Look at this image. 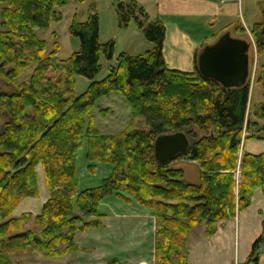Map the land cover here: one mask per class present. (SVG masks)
<instances>
[{
	"label": "trees",
	"instance_id": "16d2710c",
	"mask_svg": "<svg viewBox=\"0 0 264 264\" xmlns=\"http://www.w3.org/2000/svg\"><path fill=\"white\" fill-rule=\"evenodd\" d=\"M84 1L90 3L86 20L73 18L69 27L80 49L60 60L58 43L48 53L46 41L35 32L60 20L57 9ZM255 1L264 17V0ZM94 3L0 0V80L12 88L0 92V264H15L14 257L24 253L58 259L77 252L76 234L102 227L99 206L112 195L124 204L132 197L151 211L157 264H187L186 241L192 229L204 223L205 235L210 236L219 224L247 208L253 191L264 186V153L244 152L239 181L235 176L241 143L264 140V83L259 80L263 100L252 119L247 115L248 84L225 88L202 77L197 54L191 72L168 68L163 57L165 24L150 18L136 0H113L117 23L123 28L133 21L152 48L139 55L115 56L113 41H99ZM250 33L262 54L264 22H255ZM101 56L107 62L115 56V65L95 80ZM31 67L29 77L19 81ZM76 76L90 81L80 95L74 89ZM112 93L123 97L132 118L146 130L101 133L91 111ZM177 132L189 139L187 151L169 162H157L155 138ZM84 139L87 161L105 163L112 170L99 186L79 191L76 160ZM179 160L196 162L197 183L184 182L183 170L171 167ZM38 164L49 197L39 214L13 218L22 198L39 195ZM88 170L94 172L95 166L88 165ZM31 218L37 232L24 230ZM263 245L264 225L243 264H256Z\"/></svg>",
	"mask_w": 264,
	"mask_h": 264
},
{
	"label": "rangeland",
	"instance_id": "374dc122",
	"mask_svg": "<svg viewBox=\"0 0 264 264\" xmlns=\"http://www.w3.org/2000/svg\"><path fill=\"white\" fill-rule=\"evenodd\" d=\"M113 0H95V9L99 19V41L105 43L108 41L114 42L115 56L120 52H128L129 54H137L143 52L150 45L147 42L142 32L135 26L133 21L129 25L120 28L117 23L116 12L113 6ZM89 1L84 2H69L65 6L57 9L61 14L59 21L51 22L50 26L46 29L36 30V36L46 41V52H51L54 48V42H57L58 58L60 60L68 59L73 53L79 51L80 41L77 37L69 33V27L73 18L78 22H84L87 18L89 9ZM261 22H264V17L261 16ZM53 34L55 35L53 37ZM242 39L246 40L250 47L249 55V74L247 84L250 88L248 112L249 117H253V110L263 100V86L264 83V50L260 54L256 50L254 40L245 34ZM133 44H128V42ZM130 40V41H129ZM114 56V58H115ZM115 62V60H114ZM101 70L95 80H100L108 74V67L110 62H107L103 56L100 57ZM263 66V68H262ZM33 68H28L24 74L18 79L19 81L26 80L31 74ZM260 80V83H259ZM90 81L76 76L75 79V93L76 95L82 94L88 87ZM12 88L0 80V92L11 91ZM109 109L106 116L101 114V111ZM92 117L95 119L96 124L101 133L106 135H117L125 129L131 128L133 130H146V128L136 119L131 116V110L120 94L112 93L106 98L99 99L96 106L91 111ZM1 128V124H0ZM87 140L84 139L82 147L78 150L76 168L78 173L79 185L78 190L97 187L101 181L111 174V166L99 161L89 162L86 159ZM244 153V152H243ZM242 153V143L238 153V167L235 173L236 180L239 181L240 175V158ZM183 160L171 165L172 168H178L176 165ZM185 175L184 182L197 183L198 179V166L187 164L185 162ZM196 163V162H195ZM88 165H94V172L88 170ZM42 176L41 168L38 169ZM40 185V183H39ZM43 185H40L41 193L39 200H45ZM132 198V197H131ZM37 199V200H38ZM133 201H135L132 198ZM131 200V202H132ZM43 201H39L38 210L41 208ZM139 209L148 211V209L136 204ZM133 208L126 206L115 195L108 196L99 206V212L106 216V228H89L82 233L76 234L75 242L79 245L80 250L63 258L53 259L44 258L40 254L24 253L18 258L14 257L15 264H126L129 260L132 264L137 263L141 257L148 262V264H157L154 252V235L150 232V224L133 222L123 213H131ZM116 213L119 215L117 216ZM105 218V217H104ZM104 220V219H102ZM104 222V221H103ZM27 224L30 230L37 232L38 228L35 225L33 218ZM103 226V224H102ZM65 259V260H62ZM142 264V263H141ZM144 264V263H143ZM176 264V263H174Z\"/></svg>",
	"mask_w": 264,
	"mask_h": 264
},
{
	"label": "crops",
	"instance_id": "0c3cea01",
	"mask_svg": "<svg viewBox=\"0 0 264 264\" xmlns=\"http://www.w3.org/2000/svg\"><path fill=\"white\" fill-rule=\"evenodd\" d=\"M136 1L144 7L150 18H159L165 24L163 57L166 66L170 69L184 72L193 70L195 54H198L204 45L213 43L225 32H229L231 36L237 38H243L245 34L252 38L250 31L254 23L261 20V8L255 0ZM236 28L243 29L244 32L236 33ZM128 44L132 45L133 42H128ZM151 48L152 45L150 44L143 52ZM143 52L130 55H139ZM124 53L129 54L128 52ZM114 60L115 58L110 62L109 66L115 65ZM243 152L251 154L264 153V140H244L242 142ZM185 162L197 166L195 162L189 161L178 163L176 166L183 170L184 175ZM39 168L42 170L40 164L36 166L40 195V185H43L44 182L45 187L43 186V190H46L47 187L43 171L41 176L39 174L40 171H38ZM44 192L45 194L47 192L44 201L38 199L39 195L37 197L22 198L12 212L11 217L17 218L24 213H31L33 216L39 214L43 203L49 197L48 189ZM39 201H43L41 208H39L40 210H38ZM134 202L132 200L131 203L125 204L133 208V210L130 214L123 213L122 216L131 218L130 220H134L133 222L145 223L147 221V224H150V232L154 235L155 220L151 215V211L139 209ZM116 215L118 216L119 214L116 213ZM104 217L102 228H106L105 220L107 218L105 215ZM27 224L24 230H30ZM263 225L264 186L258 187L253 191L247 208L236 212L234 217L219 224L210 236L205 235L204 223L192 229L186 241L187 264H243L250 254L252 244L262 234ZM260 251L259 260L256 264H264V245ZM115 262L119 264L116 259ZM141 263L148 264L142 257L138 259L137 263L135 262V264ZM126 264L132 263L127 260Z\"/></svg>",
	"mask_w": 264,
	"mask_h": 264
},
{
	"label": "water",
	"instance_id": "95a60500",
	"mask_svg": "<svg viewBox=\"0 0 264 264\" xmlns=\"http://www.w3.org/2000/svg\"><path fill=\"white\" fill-rule=\"evenodd\" d=\"M249 47L246 40L225 32L198 52V71L225 88L244 86L249 74ZM189 144L183 132L160 135L154 140V157L159 163L169 162L185 153Z\"/></svg>",
	"mask_w": 264,
	"mask_h": 264
}]
</instances>
